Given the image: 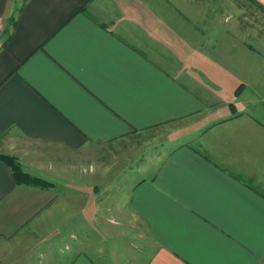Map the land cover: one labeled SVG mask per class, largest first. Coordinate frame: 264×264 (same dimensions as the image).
<instances>
[{
  "label": "crops",
  "instance_id": "1",
  "mask_svg": "<svg viewBox=\"0 0 264 264\" xmlns=\"http://www.w3.org/2000/svg\"><path fill=\"white\" fill-rule=\"evenodd\" d=\"M153 1L0 0V154L53 184L18 185L0 162V264H109L91 236L110 223L112 177L87 161L163 126L181 144L123 193L116 220L145 226L140 264H264V62L195 50L206 75H173L139 44L187 63L185 33Z\"/></svg>",
  "mask_w": 264,
  "mask_h": 264
},
{
  "label": "rangeland",
  "instance_id": "2",
  "mask_svg": "<svg viewBox=\"0 0 264 264\" xmlns=\"http://www.w3.org/2000/svg\"><path fill=\"white\" fill-rule=\"evenodd\" d=\"M145 1L148 2V0ZM149 6L157 10L168 23L177 25L178 30L185 33L184 39L190 49L183 47L181 51L179 48L180 51L178 49L177 53L180 54L187 50V63L183 67L180 62H176L173 53H170V57L165 55L162 51L164 48L161 50L149 43L148 39L143 36L138 39L141 48L143 50L147 47L152 48L154 52V54L151 53L152 58L156 59L158 63H164V60L167 61L168 58L170 60L168 68L175 76L182 77L187 74V71L190 72L189 77L194 80L192 85H197L196 79L201 74L202 76L206 75L202 70L196 71L193 68L199 60L195 50L205 51V54L200 52L201 55H204L202 56L204 60L212 59L214 51L222 49L223 52L221 51V54L218 55L221 60L229 61L231 56L245 57L249 55L252 56L254 65V61L264 62V9L252 0H170V3L167 0H155ZM230 48L234 51L233 53H229ZM148 52L146 49V53ZM199 64L201 63L199 62ZM186 67L192 70L189 71ZM180 70H183L182 73ZM243 87V84L233 86L236 89L235 95ZM207 88V86L202 88L203 91L206 90V96L208 93L212 95L214 92ZM211 88L213 87L211 86ZM233 93L232 91L228 94L230 97H235ZM170 134V127L164 126L135 134L126 138L122 143L110 145L107 148L93 149L92 164H88L89 160L87 161L86 170L99 173L103 168V171L105 169L108 172L107 175L112 177V180L107 182V186L103 187L102 191L104 195L102 199L107 200L106 205L108 203L106 214L110 217V223L103 224L105 227H101L102 223H95L91 236L95 254H102L106 263L140 264L143 261L139 256H142V252H145L147 248L145 243L148 241V234L145 226L132 222L127 223L129 226L125 228L122 223L120 226L116 225L118 217L125 216L123 221L128 218L127 214L121 216L118 209L123 202V193L132 189L140 180L151 177L159 167L160 161L181 144V140H177L181 136L179 133H172L174 138ZM17 161L24 170L21 162ZM31 172L33 173V171ZM46 182L48 184L42 188L53 186L51 182ZM29 231L30 229H27L26 232ZM77 231L78 233L83 232V230ZM26 232L24 231L18 237L27 236L29 238L31 235L29 236ZM87 233H89L88 230ZM30 238L35 241L40 238V235L35 232ZM77 248L80 247L77 245ZM115 254L121 256H119V260L116 259L117 255L115 256ZM94 261L98 264L101 263L95 258V255Z\"/></svg>",
  "mask_w": 264,
  "mask_h": 264
},
{
  "label": "trees",
  "instance_id": "3",
  "mask_svg": "<svg viewBox=\"0 0 264 264\" xmlns=\"http://www.w3.org/2000/svg\"><path fill=\"white\" fill-rule=\"evenodd\" d=\"M0 162L4 163L12 170L14 179L18 185L44 187L48 184L46 181L26 173L14 157L0 154Z\"/></svg>",
  "mask_w": 264,
  "mask_h": 264
}]
</instances>
